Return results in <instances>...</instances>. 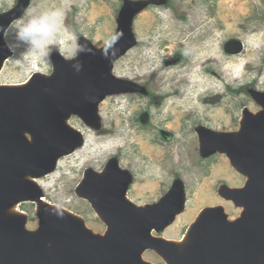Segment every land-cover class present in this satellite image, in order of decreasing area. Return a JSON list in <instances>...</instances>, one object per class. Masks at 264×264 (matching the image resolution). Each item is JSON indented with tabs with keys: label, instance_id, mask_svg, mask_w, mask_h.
I'll use <instances>...</instances> for the list:
<instances>
[{
	"label": "rangeland",
	"instance_id": "rangeland-1",
	"mask_svg": "<svg viewBox=\"0 0 264 264\" xmlns=\"http://www.w3.org/2000/svg\"><path fill=\"white\" fill-rule=\"evenodd\" d=\"M28 8L33 16L58 10L62 21L48 37H22L18 18ZM128 11L131 41L107 74L117 84L92 116H61L76 139L53 171L16 179L31 187L18 206L29 230L40 226L37 208L45 209V198L105 236L108 219L86 184L80 186L84 177L106 183L118 175L120 194L138 211L173 201L156 236L180 238L206 207H221L230 221L242 216L244 206L224 192L243 186L248 175L230 153L206 142L242 133L247 115L264 111V0H0L12 49L0 83L56 77L60 64L114 41ZM156 248H145L143 259L168 264Z\"/></svg>",
	"mask_w": 264,
	"mask_h": 264
},
{
	"label": "water",
	"instance_id": "water-1",
	"mask_svg": "<svg viewBox=\"0 0 264 264\" xmlns=\"http://www.w3.org/2000/svg\"><path fill=\"white\" fill-rule=\"evenodd\" d=\"M131 11L114 41L84 52L72 65L60 64L56 77L33 75L24 87L0 88V215L31 192L18 177L51 172L58 156L70 151L76 136L62 124L61 116L69 111L92 116L101 97L117 84L107 74L130 44ZM4 18L0 19V71L12 52L5 42ZM246 119L242 133L208 137L206 142L230 153L238 169L248 175L243 186L226 187L224 192L244 206L242 216L230 221L221 207H208L195 232L200 243L189 253L182 255L175 243L151 235L175 203L138 211L120 194L123 181L117 175L106 183H83L108 219L105 236L94 235L84 223H73L46 205L39 209L37 230L26 229L25 216L0 222V264H148L140 253L158 245L161 255L171 254L178 264H264V111ZM23 130L31 132L32 142Z\"/></svg>",
	"mask_w": 264,
	"mask_h": 264
},
{
	"label": "bare ground",
	"instance_id": "bare-ground-1",
	"mask_svg": "<svg viewBox=\"0 0 264 264\" xmlns=\"http://www.w3.org/2000/svg\"><path fill=\"white\" fill-rule=\"evenodd\" d=\"M9 37V36H8ZM23 37V36H22ZM6 38V37H5ZM26 38V37H25ZM5 42L9 45V43L7 42V40L5 39ZM12 51V49H11ZM12 54V53H11ZM202 61V60H201ZM5 63V62H4ZM175 68V67H174ZM199 68V67H198ZM178 69V68H177ZM2 70V69H1ZM193 73V72H192ZM31 82V78L29 77L26 81L21 82V83H0V88H7V89H18L21 87H24L26 85H28ZM246 116L243 117V119ZM58 164V161L56 163V166ZM55 166V167H56ZM53 171V170H52ZM44 173L45 175L48 174ZM35 177H31V179H34ZM86 177L83 178L82 182H81V186L83 185V183L85 182ZM35 183V182H34ZM89 198V197H87ZM42 200H44V202L49 205V210L50 211H55V212H59L61 213V215H63L64 217H66V219H69L70 221H72L73 223H77L80 224L81 226L83 225L82 221H81V216L78 215L77 213H75L74 211H72L71 209L61 206L59 204L53 203V202H49L47 201L45 198H41ZM127 202L134 205L135 202H133L129 197H126ZM20 202H14L11 205L8 206V208L5 210V214H1L0 215V222L2 223H11V222H16L18 220H21L22 217H24V212L21 211L18 206L20 205ZM206 210H202L198 215L196 220L192 221L186 231L183 233V235L180 238H176V239H170V238H166L164 236H160L161 239H163L166 242L169 243H175L176 245H178L179 247V251L180 253H182V255H184L185 253H189V251L193 248L196 247L197 245H199L200 240L195 236V232L196 229L198 227V223L199 221H201L205 215L207 214L209 209L208 207L205 208ZM38 211L39 208H37ZM99 211V210H98ZM244 211V210H243ZM99 214V213H97ZM84 221V220H83ZM86 229L88 228L87 226H84ZM27 229V228H26ZM25 229V230H26ZM26 232H28V230H26ZM30 233V231L28 232ZM32 233V232H31ZM153 230H151V235H152ZM152 236H156V235H152ZM141 257H142V252L140 253ZM163 259L166 260V262L168 264H178V259L174 258L171 254H166V255H162ZM143 259V257H142Z\"/></svg>",
	"mask_w": 264,
	"mask_h": 264
},
{
	"label": "clouds",
	"instance_id": "clouds-1",
	"mask_svg": "<svg viewBox=\"0 0 264 264\" xmlns=\"http://www.w3.org/2000/svg\"><path fill=\"white\" fill-rule=\"evenodd\" d=\"M25 17H29V19L26 21ZM61 21L62 13L58 10L48 11L40 16H33V10L28 8L25 16L18 18L19 33L23 37H48L60 25Z\"/></svg>",
	"mask_w": 264,
	"mask_h": 264
},
{
	"label": "flooded vegetation",
	"instance_id": "flooded-vegetation-1",
	"mask_svg": "<svg viewBox=\"0 0 264 264\" xmlns=\"http://www.w3.org/2000/svg\"><path fill=\"white\" fill-rule=\"evenodd\" d=\"M226 48H227V49H230V46L228 45Z\"/></svg>",
	"mask_w": 264,
	"mask_h": 264
}]
</instances>
